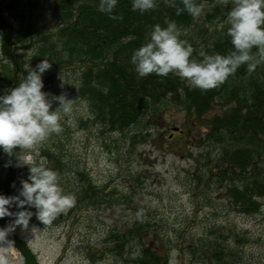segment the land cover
<instances>
[{
	"label": "rangeland",
	"instance_id": "rangeland-1",
	"mask_svg": "<svg viewBox=\"0 0 264 264\" xmlns=\"http://www.w3.org/2000/svg\"><path fill=\"white\" fill-rule=\"evenodd\" d=\"M3 16L15 25L6 10ZM34 38L13 46L24 66L34 61ZM79 76L62 69L42 73V90L50 98L63 93L72 105L61 111V131L37 146V159L46 158L52 168L56 162L75 203L45 224L32 207L28 227L13 230L37 264H141L143 250L163 255L165 264H264V202L255 212L239 211L211 171L220 147L206 140L203 119L220 107L197 118L169 99L124 130H112L94 121L78 93ZM6 91L0 84V94ZM0 155L6 195L18 194L28 166L2 149ZM87 180L91 187L84 186ZM8 256L10 264H27L14 242Z\"/></svg>",
	"mask_w": 264,
	"mask_h": 264
},
{
	"label": "trees",
	"instance_id": "trees-1",
	"mask_svg": "<svg viewBox=\"0 0 264 264\" xmlns=\"http://www.w3.org/2000/svg\"><path fill=\"white\" fill-rule=\"evenodd\" d=\"M196 2L203 4L197 20L182 0H156V7L143 12L133 10L132 0H118L112 12L120 19L100 11L99 0H52L48 7L46 0H0V84L8 90L26 75L13 46L35 37L34 61L29 66L34 69L46 58L51 64L48 69L79 71L78 93L101 127L122 131L144 111L157 110L169 99L197 118L218 105L220 112L203 119L206 140L220 147L211 171L239 211L252 213L264 202V63L251 73L242 64L220 85L201 89L173 73L138 76L130 59L149 39L152 26H165L166 20L176 22L196 59L232 50L227 25L218 27L231 0L228 4ZM4 10L15 25L7 22ZM252 52L257 54V49ZM4 157L0 155V160ZM52 166L57 169L55 161ZM12 175L10 171L8 182ZM86 185L91 187L89 180ZM6 190L7 183L0 180V194L6 195ZM6 224L0 222L1 227ZM8 237L23 251L27 264H37L14 231ZM143 252L144 257H137L141 264H165L163 255Z\"/></svg>",
	"mask_w": 264,
	"mask_h": 264
},
{
	"label": "clouds",
	"instance_id": "clouds-1",
	"mask_svg": "<svg viewBox=\"0 0 264 264\" xmlns=\"http://www.w3.org/2000/svg\"><path fill=\"white\" fill-rule=\"evenodd\" d=\"M117 3L118 0H99V10L120 19L122 17L112 12ZM182 3L193 17L203 12V4L196 0H182ZM220 3L228 4L229 0H220ZM154 7L156 0H132L133 10L143 12ZM180 10L177 8V13ZM225 24L232 50L227 54H201V59L192 57L193 48L181 38V29L174 20H166L165 26L154 24L149 39L131 55L136 73L141 77L149 73L160 76L173 73L201 89L220 85L242 64H246L251 73L258 64L264 63V0H231L227 16L218 27L223 28ZM253 47L257 54H253ZM50 67L46 58L34 69L27 63L26 75L0 94V149L15 155L19 164L28 166V178L21 182L18 194H0V217H14L11 223L0 227V264H10L8 248L13 247V242L7 239L8 234L17 225L22 229L28 227L34 214L32 207L45 224L75 203V195L63 189L58 170L49 167L46 158L37 159V146L51 133L61 131V111L69 112L72 105V99L65 94H52L50 98L49 93L42 90V73ZM53 101L59 103L50 110ZM14 149L22 151L14 152ZM13 205L15 211L11 210Z\"/></svg>",
	"mask_w": 264,
	"mask_h": 264
},
{
	"label": "water",
	"instance_id": "water-1",
	"mask_svg": "<svg viewBox=\"0 0 264 264\" xmlns=\"http://www.w3.org/2000/svg\"><path fill=\"white\" fill-rule=\"evenodd\" d=\"M173 130H178V127L174 126L172 127Z\"/></svg>",
	"mask_w": 264,
	"mask_h": 264
}]
</instances>
